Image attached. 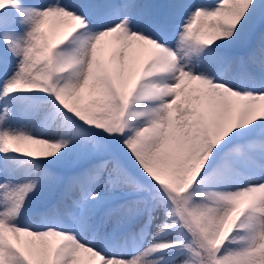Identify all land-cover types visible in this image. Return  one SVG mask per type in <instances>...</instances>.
I'll use <instances>...</instances> for the list:
<instances>
[{"label":"snow or ice","instance_id":"snow-or-ice-1","mask_svg":"<svg viewBox=\"0 0 264 264\" xmlns=\"http://www.w3.org/2000/svg\"><path fill=\"white\" fill-rule=\"evenodd\" d=\"M264 264V0H0V264Z\"/></svg>","mask_w":264,"mask_h":264},{"label":"rangeland","instance_id":"rangeland-1","mask_svg":"<svg viewBox=\"0 0 264 264\" xmlns=\"http://www.w3.org/2000/svg\"><path fill=\"white\" fill-rule=\"evenodd\" d=\"M29 3H48L50 0H27ZM200 2L206 3V4H211L214 3V0H200ZM85 264H88L87 258L85 257Z\"/></svg>","mask_w":264,"mask_h":264},{"label":"bare ground","instance_id":"bare-ground-1","mask_svg":"<svg viewBox=\"0 0 264 264\" xmlns=\"http://www.w3.org/2000/svg\"><path fill=\"white\" fill-rule=\"evenodd\" d=\"M87 258V257H86Z\"/></svg>","mask_w":264,"mask_h":264}]
</instances>
